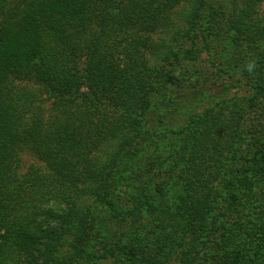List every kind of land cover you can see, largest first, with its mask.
Returning a JSON list of instances; mask_svg holds the SVG:
<instances>
[{"label":"trees","instance_id":"1","mask_svg":"<svg viewBox=\"0 0 264 264\" xmlns=\"http://www.w3.org/2000/svg\"><path fill=\"white\" fill-rule=\"evenodd\" d=\"M207 2L0 0V264H264V222L241 230L264 201V123L246 128L264 46L247 108L196 112L173 90L187 87L177 64L199 56L178 40L195 42ZM248 4L237 17L253 42ZM142 212L147 246L119 242L113 221Z\"/></svg>","mask_w":264,"mask_h":264},{"label":"rangeland","instance_id":"2","mask_svg":"<svg viewBox=\"0 0 264 264\" xmlns=\"http://www.w3.org/2000/svg\"><path fill=\"white\" fill-rule=\"evenodd\" d=\"M248 2H253L250 8V11L253 12L252 21L254 23L252 25H258L252 33L258 41L253 42L250 39H246V35L240 28L242 27L241 20L237 17L240 9L250 6ZM212 8H217L218 12L215 14V19L211 20V27L206 31L207 24H210L208 13ZM201 13V19L195 24L194 28L197 35L195 42L185 37L178 40L179 47L189 48L197 44L199 56L195 60L183 59L177 64L174 73L178 77L184 78L183 82L187 84V87L182 89L174 87V93L181 101L185 99L192 100V107L195 105L196 112H200L205 107L212 105L219 98L235 99L242 107L247 108L250 99L253 96L255 97L253 85L260 80L258 71L261 63L257 62H261L264 46V38L262 36L264 30V0H208L206 7L202 9ZM193 33L191 31L190 34ZM190 37L193 36L190 35ZM248 61H255L256 64L255 69L251 73L246 69ZM262 102L260 105H254L256 107L255 111L251 109L253 117H250L254 120H251L249 122L250 125L246 126V128L253 127L254 133L256 129L260 128L258 125L260 126L261 123H264V101ZM172 119L177 126H183L185 123V120H178L177 117ZM246 124L248 125V123ZM255 134L257 135V133ZM149 153L152 154V157L157 154L164 156L166 151L160 150L156 154L152 149ZM34 161L35 157L31 155L25 156V165H29ZM167 175L169 174L167 173ZM157 179L162 178L158 177ZM163 184V186L161 185L158 188H163V193H166V183ZM157 196L159 198L163 197L159 193ZM260 202L263 204L261 205L263 208L258 206L255 212H244L241 223L243 232L249 230L248 227L253 223L264 222V201L262 202L261 200ZM152 219V214L142 212L138 217L127 219L124 222L114 220L113 225L115 230H117L119 242H123L129 232L131 233L130 236L133 234L132 237L135 239L133 243L141 242L142 247L147 246L152 230ZM246 224L248 225L245 226ZM254 234L251 231V236H254ZM101 264H125V261L113 258ZM169 264H182V262L177 257L174 260L173 258L172 260L170 259Z\"/></svg>","mask_w":264,"mask_h":264},{"label":"clouds","instance_id":"3","mask_svg":"<svg viewBox=\"0 0 264 264\" xmlns=\"http://www.w3.org/2000/svg\"><path fill=\"white\" fill-rule=\"evenodd\" d=\"M256 67L255 61H248L246 63V69L251 73Z\"/></svg>","mask_w":264,"mask_h":264}]
</instances>
